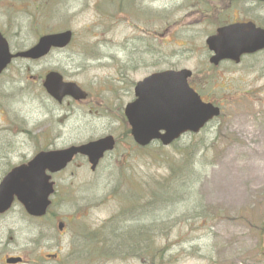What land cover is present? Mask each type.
Segmentation results:
<instances>
[{"label": "rangeland", "instance_id": "obj_1", "mask_svg": "<svg viewBox=\"0 0 264 264\" xmlns=\"http://www.w3.org/2000/svg\"><path fill=\"white\" fill-rule=\"evenodd\" d=\"M212 1L140 0L136 5L132 0L122 10V3L113 9L99 0H0V30L14 51L46 32L75 31L67 48L40 60L15 59L0 75V179L43 147L65 148L100 137L109 122L117 123L109 112H119L120 102L134 98L135 84L160 69H192L202 92H212L209 97L222 106V114L199 133H187L169 146L155 142L142 149L128 137L118 140L95 172L78 156L54 174L57 192L45 217H22L23 207L16 203L6 219L17 245L32 258L59 254L55 261L68 264H264V51L239 65L214 68L206 44L222 13L264 25V2ZM137 6L145 9L132 8ZM51 69L78 82L90 97L56 103L42 86ZM172 169L187 174L180 184L190 182L178 194L172 192L171 181L177 180L171 179ZM140 183L141 207L151 196L147 187L160 190L159 210L151 217L142 211L146 232L156 233L150 235L149 255L142 256L129 253V242L107 246L101 237L107 227H136L131 217H138L137 205L130 206L133 201L124 194H139L140 188L129 186ZM60 219L66 221L63 231ZM91 229L99 235H89ZM79 241L88 247L75 248Z\"/></svg>", "mask_w": 264, "mask_h": 264}, {"label": "water", "instance_id": "obj_2", "mask_svg": "<svg viewBox=\"0 0 264 264\" xmlns=\"http://www.w3.org/2000/svg\"><path fill=\"white\" fill-rule=\"evenodd\" d=\"M71 38L70 30L44 35L30 49L12 54L0 33V73L13 57L40 58L48 54L52 47L67 46ZM208 42L216 52L212 62L218 64L224 58L238 61L241 54L264 48V28L252 22L232 24L219 28L217 34L208 38ZM191 73L188 69L167 70L152 74L138 83V99L127 106L126 114L139 144L147 145L156 138L168 144L183 132H198L220 113L219 107L203 102L188 85L187 78ZM44 85L58 101L67 95L76 99L86 97V92L75 82H65L57 71L46 75ZM161 130L166 132L162 134ZM113 147L114 140L108 137L37 153L29 163L15 167L0 182V212L8 209L17 196L29 213L43 215L50 204L49 196L54 191L51 175L47 171L54 173L62 170L76 154L88 156L94 169L104 153Z\"/></svg>", "mask_w": 264, "mask_h": 264}, {"label": "flooded vegetation", "instance_id": "obj_3", "mask_svg": "<svg viewBox=\"0 0 264 264\" xmlns=\"http://www.w3.org/2000/svg\"><path fill=\"white\" fill-rule=\"evenodd\" d=\"M99 1L109 2V4H110L113 1H117V0H99ZM119 1L124 3V2H130L132 0H119ZM213 1H215V0H213ZM136 2H137L136 5H138L140 3V0H136ZM231 2L232 1L229 0V3H231ZM98 3L99 2L95 3L96 7L98 6ZM222 12H225L224 9H223V11H221V13ZM222 14H220L219 23L217 24V26H219V25L224 26V25L236 23V22H250V21L256 22V20L253 19V17L243 18V17L234 16L235 18L233 20H230L228 15H226V14L222 15ZM261 51H264V50H261ZM261 51H259V52H261ZM259 52H256L254 54H249V56L256 55ZM244 59H245V57H243V60ZM243 60H242V62H243ZM189 81H190L191 85L193 87H195V89H197L199 92H201L199 89L200 88L199 85L201 82H199L197 79H195L194 76L191 77ZM211 93L212 92H208V93H202L201 92L203 98L207 97L208 100H212V98L209 97ZM89 95H90V93H89ZM74 103L77 104L78 101H76ZM118 107H120L119 112H115V114L109 112L115 119H117V123L114 124L113 122H109V124L107 125L108 126L107 131L101 133L102 134L101 137L106 136V135H113L116 142L118 140H122V139L130 136L129 124L126 121V118L124 116V108H125L124 102H123V104H122V102H120L118 104ZM114 126H117V127L114 129L113 128ZM120 128H121V132L117 133V131ZM98 131L99 130L96 129L95 133H97ZM9 211L6 213L0 214V264H68L67 262L61 261V260L55 261L59 257V254H56L53 259H49L48 257H44L45 260H41V261L36 260V259L31 257V254L28 253L29 251L26 248L18 246L17 245L18 240H17V238L15 239V237H14L16 232L13 231L14 228L12 227V223H8L7 219H6L10 215ZM20 213H21L22 217L27 216L25 214V211H23V209L21 210ZM11 233H12V235H11ZM2 235H5L7 239H5L3 241ZM34 245H37V244L35 243ZM25 251H27V252H25ZM46 256H47V254H46ZM78 264H89V263L84 262V263H78Z\"/></svg>", "mask_w": 264, "mask_h": 264}, {"label": "trees", "instance_id": "obj_4", "mask_svg": "<svg viewBox=\"0 0 264 264\" xmlns=\"http://www.w3.org/2000/svg\"><path fill=\"white\" fill-rule=\"evenodd\" d=\"M185 166H187L186 164H184ZM171 179H185L187 177V174H183V170H179V171H175L174 169H172L171 171ZM180 180H178L177 182H174L173 185V189L172 192L174 191L175 194H178L181 190L184 184H180ZM184 183H190L188 180H186ZM139 198H141L140 195H138ZM156 196V195H155ZM136 198V197H135ZM192 198V197H190ZM139 202V201H137ZM146 205H144L141 208H138L136 213L138 214V217H131L132 220L136 221V227L135 228H127V229H121V230H117L116 228H114L113 230V246H117V245H122L123 242H129L128 245L125 246L126 249H130L129 253L131 254H136V253H140V255H145L148 254L150 252V246L152 245V242L154 241V239L152 238V236H150L151 234L155 233V229L149 230V228H147V232H149L150 234L148 235V237L150 238V242H149V238L145 236L147 235L146 232V225L144 223V216L142 215V211L144 209L145 214L147 217H151L152 213H155L156 211L159 210V206L155 204V201L149 202V198H147V202H145ZM152 205V206H151ZM151 212V213H150ZM133 213H131L132 215ZM128 220V219H127ZM156 234V233H155ZM147 241L149 242L148 244H146V247L148 249H143L142 245L143 242L147 243ZM138 251V252H137ZM142 251V252H141ZM149 255V254H148ZM155 252H153V254H151V258L152 260L155 259Z\"/></svg>", "mask_w": 264, "mask_h": 264}, {"label": "bare ground", "instance_id": "obj_5", "mask_svg": "<svg viewBox=\"0 0 264 264\" xmlns=\"http://www.w3.org/2000/svg\"><path fill=\"white\" fill-rule=\"evenodd\" d=\"M262 179H263V178H262ZM258 185H260V184L254 185L253 187H254V188H257V187H258Z\"/></svg>", "mask_w": 264, "mask_h": 264}]
</instances>
